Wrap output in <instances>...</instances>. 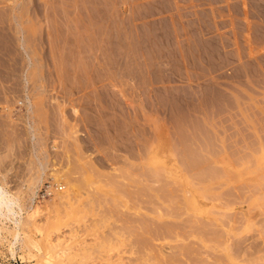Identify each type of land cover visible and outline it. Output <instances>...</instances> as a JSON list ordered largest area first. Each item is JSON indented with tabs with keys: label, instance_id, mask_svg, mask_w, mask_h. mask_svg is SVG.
<instances>
[{
	"label": "rangeland",
	"instance_id": "374dc122",
	"mask_svg": "<svg viewBox=\"0 0 264 264\" xmlns=\"http://www.w3.org/2000/svg\"><path fill=\"white\" fill-rule=\"evenodd\" d=\"M12 1L0 20L22 32L0 42L22 83L19 37L35 65L31 112L22 86L0 103V177L26 206L46 178L15 257L0 231L1 263L264 264V0Z\"/></svg>",
	"mask_w": 264,
	"mask_h": 264
},
{
	"label": "bare ground",
	"instance_id": "6f19581e",
	"mask_svg": "<svg viewBox=\"0 0 264 264\" xmlns=\"http://www.w3.org/2000/svg\"><path fill=\"white\" fill-rule=\"evenodd\" d=\"M254 2V1H253ZM260 2V1H259ZM258 2V3H259ZM20 2H19V0H13L12 1V6H11V8L12 7H14L13 8V10L15 11V6H19L20 4H19ZM250 3V2H249ZM256 3V2H255ZM264 4V3H263ZM264 7V6H263ZM10 11V10H9ZM264 12V11H263ZM264 15V14H263ZM1 17V16H0ZM13 18L11 19L12 21H11V23L12 24H9V27H7V26H4V23L2 22V20H0V28L2 29V30H7L8 29V31L10 32L11 30L12 31H16L17 30V33H21L22 31H21V29H20V23L18 22V20H17V17H15V16H12ZM261 19V18H260ZM259 19V20H260ZM264 19V18H263ZM11 38V37H10ZM2 40V39H1ZM0 40V41H1ZM18 40L21 42V43H23V45H21L22 46V48L25 50V53H23L22 55H23V57H24V59H25V66L26 67H24V69H23V71H24V73L26 72L27 74H26V78H24L25 79V82H23L22 83V81H21V74H20V76L18 75V73H20V72H22V70L21 69H16V61L13 59V56H17L16 54H13V53H11V52H7V50H6V48H8V46H10L12 43H11V41L8 39L7 40V42H5V43H1L0 44V59H3L5 56H7L8 57V59H7V65H5V68H6V70L5 69H2L1 67H0V103L2 102H4V100H9V99H12V100H16V99H18V95L17 94H19L18 92H20V90H17L18 89V87H20V86H22L23 87V91H24V93L25 94H27V95H25V96H21L22 98L24 97L25 98V100H26V103H27V105H28V110L31 112V100H30V97H29V93H28V91L31 89V87L29 86L30 85V78H29V76H28V72H30V69H32V67L35 65V62L33 61V59H32V55H31V53H30V49L27 47V45H26V43H25V41H26V39L24 38H22V37H19L18 38ZM17 40V41H18ZM15 43V42H14ZM7 45V46H6ZM15 47V46H14ZM12 48H13V46H12ZM16 48V47H15ZM13 50V49H12ZM12 57V58H11ZM17 58V57H16ZM20 65H21V63H19ZM23 67V66H22ZM5 82H11L12 83V85H10V86H8V85H5ZM14 94L16 95V96H14ZM21 95V94H20ZM1 103V104H2ZM10 103V102H9ZM17 104V103H16ZM14 107V106H13ZM17 107V106H16ZM19 108V107H18ZM0 113H1V111H0ZM6 115V114H5ZM7 115H8V117H9V119L12 121V122H14L15 120H16V118H15V112H14V110H10V109H8V112H7ZM1 116V115H0ZM3 116V115H2ZM19 116V115H18ZM7 117V116H6ZM1 118V117H0ZM3 120V119H2ZM8 120V119H7ZM10 122V121H9ZM1 124V123H0ZM2 125V124H1ZM27 130L32 134V137H31V140H32V138H33V136H35L36 134L34 133V131L33 130H35L36 128H35V126H34V124H33V122H31V121H27ZM13 129H14V127H13ZM3 130V129H2ZM14 132V131H13ZM162 138H163V136H162ZM10 141V140H9ZM33 142H34V144L32 145L35 149L37 148V142H35V140H33ZM162 142V141H161ZM160 142V143H161ZM164 142V141H163ZM166 144V143H165ZM160 146L161 145H159V148H160ZM163 146V145H162ZM161 146V147H162ZM158 148V146H157V149H159ZM161 150H162V148H161ZM167 150H171V149H167ZM157 151V150H156ZM165 151V150H164ZM35 152V151H34ZM161 152H163V151H161ZM163 153H165V152H163ZM167 153H170V151L169 152H167ZM173 153V152H172ZM35 154V153H34ZM158 154H162V153H158ZM157 154V155H158ZM156 155V154H155ZM165 155V157H166V153L164 154ZM163 155V156H164ZM170 155V154H169ZM173 155V154H172ZM172 155H170L171 157H172ZM224 155V154H223ZM226 155V154H225ZM35 157H37L36 156V154H35ZM156 157H158V156H156ZM155 156H153V158L154 159H157ZM176 158V157H175ZM162 159V158H161ZM172 159V158H171ZM151 160H153V159H151ZM165 160V159H164ZM173 160H174V158H173ZM220 160V159H219ZM39 161V165L41 166V168L42 169H44V167L46 166V164L45 163H42L41 162V160H38ZM153 161H157V163L158 162H160V159H159V161H158V159L157 160H153ZM152 161V162H153ZM256 161V160H255ZM258 161H259V163L260 164H264V154H262V155H260L259 156V158H258ZM153 163V166L155 167V166H157L156 165V163ZM164 162V161H163ZM174 161H172L171 163H173ZM216 162V161H215ZM149 163H151V162H149ZM170 163V164H171ZM178 163V162H177ZM224 163V162H223ZM155 164V165H154ZM161 164V163H160ZM160 164H158V166L160 165ZM164 164V163H163ZM169 164V165H170ZM219 164V163H218ZM220 164H221V161H220ZM231 164H232V162H231ZM166 165V164H165ZM173 165H175L174 163H173ZM179 166H181L180 164H178ZM245 165V164H244ZM150 166H151V164H150ZM152 166V167H153ZM230 166H232V165H230ZM229 166V167H230ZM248 166V165H247ZM261 166V165H260ZM153 167V168H154ZM178 167V166H177ZM228 166H226V168H227ZM156 168V167H155ZM155 168H154V170H155ZM159 168V167H158ZM160 168H162V165H161V167ZM165 167H163L162 169H164ZM166 168H167V166H166ZM165 168V169H166ZM182 168V167H181ZM221 168V167H220ZM225 168V167H224ZM232 169H234L235 168V166L233 167H231ZM231 168H229L230 170H231ZM249 167H247V169H248ZM131 169V168H130ZM167 169H169V168H167ZM176 169V168H175ZM175 169H171V170H175ZM177 169H179V167L177 168ZM245 169V168H244ZM263 169V168H262ZM227 170H228V168H227ZM229 170V171H230ZM235 170V169H234ZM243 170V169H242ZM165 171V170H164ZM167 171H169V170H167ZM224 171H225V169H224ZM228 171V172H229ZM231 171H233V170H231ZM236 171V170H235ZM244 171V170H243ZM247 171V170H246ZM262 172H264V171H262ZM153 173V172H152ZM162 173H164V172H162ZM180 173H181V171H180ZM230 173V172H229ZM232 173H234V172H232ZM236 173H238L237 171H236ZM168 174H173V173H168ZM184 174H185V176L187 175V173H185L184 172ZM227 174V173H226ZM139 175V174H138ZM174 175V174H173ZM179 175V174H178ZM183 174H181V177H183L182 176ZM234 175V174H233ZM239 175V174H238ZM241 175H242V173H241ZM152 176V175H151ZM155 176V175H154ZM175 176V175H174ZM237 176V175H236ZM236 176H235V178H236ZM243 176V175H242ZM253 176V175H252ZM256 176H257V174H256ZM255 176V177H256ZM226 177H228V176H226ZM237 177H239V176H237ZM244 177V176H243ZM255 177L254 178H252L251 176H250V178H252V181L253 180H255ZM258 177V176H257ZM45 176H44V173L42 172L41 173V175H40V177L37 179V182L33 185V187L32 188H30V194L32 195V196H29L28 197V200L30 201V204L29 205H27L26 206V204L25 203H23L22 202V198H21V196H20V194H14V193H12L8 188H7V180H6V178L4 177V178H1L0 177V231H2L3 229H4V227H6V226H8V224H10V225H12V228H13V239L11 240V242H10V253H11V256L12 257H15V255L17 254V252H18V250L21 248V244L24 242V239H23V235H22V233H23V227H24V224H25V215H26V217H27V221H33L37 216H38V214L40 213V203L38 202V198L40 197V196H37V193H38V191L41 189V187L43 186V184H44V181H45ZM176 178H177V176H176ZM229 178H231L230 176H229ZM246 178V177H245ZM248 178V181H249V177H247ZM259 178V177H258ZM55 179V178H54ZM174 179V178H173ZM184 179V178H183ZM225 179V178H224ZM227 179V178H226ZM225 179V180H226ZM244 179V178H243ZM261 179L262 180H264V178H262V176H261ZM260 178H259V180H261ZM138 180V179H137ZM176 180V179H175ZM233 180H234V178H233ZM237 180H238V178H237ZM245 180H247V179H245ZM244 180V181H245ZM258 180V179H257ZM256 180V181H257ZM258 180V181H259ZM261 180V181H262ZM174 181V180H173ZM185 181V180H184ZM187 181V180H186ZM192 181V180H191ZM209 181H211V180H209ZM229 181H231V180H229ZM235 181V180H234ZM238 181H241L240 179L238 180ZM244 181H242V182H244ZM251 181V180H250ZM252 181L251 182H249V183H252ZM256 181H253V183L254 182H256ZM182 182V181H181ZM212 182V181H211ZM210 182V183H211ZM226 182H227V180H226ZM119 183V182H118ZM209 183V182H208ZM209 183V184H210ZM227 183H229L230 184V182H227ZM241 183V182H240ZM262 183H264V182H262ZM57 184L59 185L60 184V182L59 181H57ZM114 184V183H113ZM141 184V183H140ZM177 184H178V182H177ZM183 184V186H184V183H182ZM202 184V183H201ZM200 183L198 184L199 186H203V185H201ZM206 183H204V185H205ZM213 184V183H212ZM211 184V185H212ZM234 184V183H233ZM128 185V184H127ZM174 185H175V183H174ZM180 185H181V183H180ZM189 185V184H188ZM193 185L195 186V183H193ZM197 185V186H198ZM207 185V184H206ZM210 185V186H211ZM237 185H239V183L238 184H236V186H234L233 185V187L234 188H236V187H238ZM262 184H260V186H261ZM176 186H179V185H176ZM255 186H257V185H255ZM186 187H188L189 188V186H186ZM205 187V186H204ZM61 188L63 189V186H59V190H61ZM76 188V187H75ZM74 187L72 188V189H75ZM162 188V187H161ZM179 188H180V186H179ZM181 188H182V186H181ZM185 187H183L182 188V190L184 189ZM252 188H254V187H252ZM257 188V187H256ZM163 189V188H162ZM164 189H167L166 187L164 188ZM163 189V190H164ZM193 189H194V187H193ZM200 189V188H199ZM205 189V188H204ZM204 189H203V191H204ZM180 190V189H179ZM190 190V189H189ZM197 190H198V188H197ZM158 191H159V189H158ZM184 191V190H183ZM191 191V190H190ZM199 191V190H198ZM200 191H202L201 189H200ZM211 191V190H210ZM213 191V190H212ZM49 192H52V190L50 189L49 190ZM162 192V191H161ZM164 192V191H163ZM167 191H165V193H166ZM140 193V192H139ZM192 193V192H191ZM202 194H203V192H201ZM206 193L208 194V192L206 191ZM205 193V194H206ZM255 193V192H254ZM199 195H200V197L202 198V195L200 194V193H198ZM212 194V193H211ZM156 195H157V193H156ZM161 195V194H160ZM166 195V194H165ZM199 195H198V197H199ZM255 195H256V193H255ZM254 195V196H255ZM158 196V195H157ZM189 195H187V197H188ZM194 196H196V195H194ZM208 196V195H207ZM200 198V199H201ZM188 199V198H187ZM198 200V201H200V202H202L201 200ZM216 199V198H215ZM206 200V199H205ZM217 200H218V198H217ZM197 201V202H198ZM187 202V201H186ZM188 203V202H187ZM196 203V202H195ZM203 203H204V201H203ZM129 204V203H128ZM200 204H202V203H200ZM206 204V202L203 204L204 206H207V205H205ZM208 204V203H207ZM209 205V204H208ZM202 208V207H201ZM211 208V207H210ZM196 209V208H195ZM191 212V211H190ZM196 212V215H197V213H198V211H195ZM211 212V214H209V215H212V211L210 210L209 211V213ZM165 213V212H164ZM193 213V212H192ZM199 213L201 214V215H205L206 214V210H201V209H199ZM217 213V212H216ZM201 215H197V216H201ZM212 216H214V215H212ZM161 217V216H160ZM164 217V216H163ZM207 217V216H206ZM201 218H203V217H201ZM205 218V217H204ZM217 218V217H216ZM215 218V219H216ZM213 219V218H212ZM214 219V220H215ZM9 227V226H8ZM7 227V228H8ZM130 228V227H129ZM192 228V227H191ZM5 231V230H4ZM146 231V230H145ZM146 235V234H145ZM28 236V235H27ZM127 239V238H126ZM206 240V239H205ZM209 240V239H208ZM145 241V240H144ZM210 241V240H209ZM208 241V242H209ZM205 242V241H204ZM206 242H207V240H206ZM205 242V243H206ZM207 244V243H206ZM209 244V243H208ZM211 246V245H210ZM209 247V246H208ZM225 249V248H224ZM226 250V249H225ZM223 251V250H222ZM224 252H226V251H224ZM228 253H229V251H227ZM228 253H225V254H227V257H224L225 258V260H226V258H229L230 256H228ZM63 254H65V253H63ZM192 254V253H191ZM64 256V255H63ZM62 256V254H61V257H63ZM159 258V257H158ZM63 259V258H62ZM181 260V259H180ZM159 261L160 260H156L155 261V263L154 264H159ZM227 261V260H226ZM228 261H230V260H228ZM146 262H147V264L150 262V260H148V256H147V260H146ZM180 263V262H179ZM236 263V262H235ZM0 264H2L1 263V260H0ZM38 264H44V262H43V260L42 259H39L38 258ZM146 264V263H145ZM150 264V263H149ZM229 264H234V263H230L229 262ZM242 264H244V263H242Z\"/></svg>",
	"mask_w": 264,
	"mask_h": 264
}]
</instances>
